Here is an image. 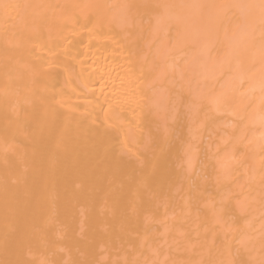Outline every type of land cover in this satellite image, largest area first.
<instances>
[{"label":"bare ground","instance_id":"1","mask_svg":"<svg viewBox=\"0 0 264 264\" xmlns=\"http://www.w3.org/2000/svg\"><path fill=\"white\" fill-rule=\"evenodd\" d=\"M0 264H264V0H0Z\"/></svg>","mask_w":264,"mask_h":264}]
</instances>
